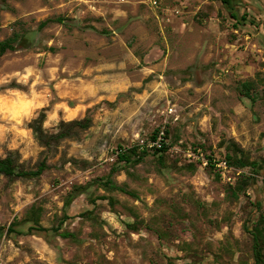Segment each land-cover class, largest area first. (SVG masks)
<instances>
[{
  "label": "rangeland",
  "instance_id": "obj_1",
  "mask_svg": "<svg viewBox=\"0 0 264 264\" xmlns=\"http://www.w3.org/2000/svg\"><path fill=\"white\" fill-rule=\"evenodd\" d=\"M230 1L239 21L222 0H0V41L18 36L0 58V157L37 167L29 122L43 108L49 131L92 118L39 178L0 175V264H255L244 224L264 214V0ZM20 95L31 104L14 117ZM158 127L170 131L164 163L149 153L113 176L134 195L93 185L65 209L74 186L110 173L119 146ZM233 144L258 164L238 199L228 184L250 167L233 166L230 183L189 155ZM33 205L48 228L68 213L78 239L8 233Z\"/></svg>",
  "mask_w": 264,
  "mask_h": 264
},
{
  "label": "trees",
  "instance_id": "obj_2",
  "mask_svg": "<svg viewBox=\"0 0 264 264\" xmlns=\"http://www.w3.org/2000/svg\"><path fill=\"white\" fill-rule=\"evenodd\" d=\"M228 8L232 11V16L239 21V18L236 14L235 8L232 5L230 0H222ZM245 19V16H243ZM50 21V20H47ZM47 21L43 22L45 24ZM18 41V36L7 38L0 41V58L7 53L8 51L16 50L18 46L15 45V42ZM11 87H18L17 84L12 85ZM243 90H241L245 95L250 96L253 90L252 82L246 81L242 83ZM46 118V108H43L39 116L34 118L29 122V127L33 130L36 140L43 147V157L39 160L37 167L33 169H26L23 167L22 163L18 159L17 153L10 152L4 157H0V175H3L10 180H15L17 178L23 179H32L39 178L44 174L46 170L49 169V159L52 156L56 155V151L60 143L68 138H78L80 133L84 130H87L92 125V118L86 116L82 119H73L70 121L61 120L57 126V130L49 131L44 127V122ZM164 131L163 134V144L161 147L157 146H148L149 142L156 141L160 136V132ZM170 131L167 128H155L151 134L148 136L147 141H144L145 144H135L131 147L119 146L115 162L111 168L110 173L106 177L95 178L92 182L86 184H79L73 187V189L68 193L67 199L65 202V209L69 208L72 202L82 193L89 189V187L103 186L109 191L120 190L124 193L134 195L131 190H129L125 185H120L113 179V176L118 171L123 168L134 165L143 159L145 155L149 153L155 154L158 161L163 164L165 161V156L169 149L171 148ZM227 151L225 152L222 158L226 159L228 163L232 166L238 168H247L250 167L252 172L243 174L234 185L228 184L229 193L236 199L240 197L241 194L245 193L247 188L252 185L254 173H258V164L257 161L251 160L246 156L243 150L233 144V146H228ZM200 150V151H199ZM204 145L195 146L193 152L198 155V161L202 164L200 159L201 152L203 156L209 159L208 164L204 166L206 169L213 170L218 178L220 173L217 171L215 164L213 163L214 154L204 153ZM188 166L195 170L196 166L192 163H189ZM95 200L92 198V203ZM113 203L114 200H111ZM43 208L41 206L33 205L30 210L25 214L22 219H15L7 228L8 233H18L23 234L25 232L29 233H47L54 232L60 235L63 238H72L78 239L77 234L68 231L63 228V224L67 219L70 218L68 213H64L60 222L57 226H52L51 228L45 227L41 224ZM90 213V212H89ZM88 213V214H89ZM23 224H28L27 230H23L21 227ZM127 227L137 230L138 221L128 222ZM245 230L248 231L252 236L253 241V256L255 259V264H264V214H261L256 221L248 220L244 224ZM5 228H0V234L4 232ZM185 264H192L185 263Z\"/></svg>",
  "mask_w": 264,
  "mask_h": 264
},
{
  "label": "built area",
  "instance_id": "obj_3",
  "mask_svg": "<svg viewBox=\"0 0 264 264\" xmlns=\"http://www.w3.org/2000/svg\"><path fill=\"white\" fill-rule=\"evenodd\" d=\"M156 2V1H154ZM163 134L164 131L160 132V136L158 137V139L156 141H152L148 143V146L152 147V146H157V147H161L163 144ZM141 144H145L144 141L141 142ZM200 151V150H199ZM192 154H194L196 157H198V155H196V153H190L189 155L191 156ZM199 158V157H198ZM200 159L202 161V164L204 166H206L208 164L209 159H207L206 157L203 156V153L201 152L200 155ZM213 163L215 164L217 171L220 173V177L223 181L226 182H233V176L232 174L235 172L236 168L233 167L232 165H230L228 163V161L222 157H214L213 158Z\"/></svg>",
  "mask_w": 264,
  "mask_h": 264
},
{
  "label": "clouds",
  "instance_id": "obj_4",
  "mask_svg": "<svg viewBox=\"0 0 264 264\" xmlns=\"http://www.w3.org/2000/svg\"><path fill=\"white\" fill-rule=\"evenodd\" d=\"M30 104H31V101H28L26 97L20 95V98L16 101L15 106H14V113H13L14 117L20 116L22 113H24Z\"/></svg>",
  "mask_w": 264,
  "mask_h": 264
}]
</instances>
